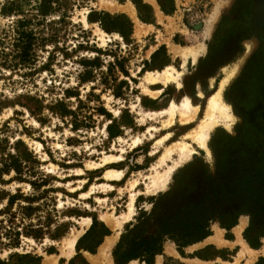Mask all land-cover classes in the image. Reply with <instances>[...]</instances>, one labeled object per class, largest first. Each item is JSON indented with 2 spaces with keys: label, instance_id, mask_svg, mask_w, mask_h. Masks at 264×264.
I'll list each match as a JSON object with an SVG mask.
<instances>
[{
  "label": "rangeland",
  "instance_id": "rangeland-1",
  "mask_svg": "<svg viewBox=\"0 0 264 264\" xmlns=\"http://www.w3.org/2000/svg\"><path fill=\"white\" fill-rule=\"evenodd\" d=\"M244 40L253 47L221 88L233 120L209 131V154L187 139L188 157L171 150L161 161L194 124L180 128L175 119L162 127L165 114L144 113L186 95L200 117L206 98L243 54ZM201 45L194 60L183 55ZM168 65L181 72L179 86L144 81L145 72ZM144 86L160 91L153 96ZM262 149L264 0H0V209L15 195L10 211L0 212V239L22 228L18 245L0 248V260L33 264L9 256L66 255L68 242L96 217L112 227L120 220L114 227L120 233L134 226L124 244L151 241L188 202L210 233L219 228L232 239L238 226L247 245L206 246V256L220 257L209 264H264V235L255 226L252 243L244 238L250 216L239 212L241 200L230 190L231 166ZM106 168L120 170V178L104 179ZM168 168L165 186L148 190L152 176ZM160 241V252L164 242L177 251L196 243ZM144 246L131 250L146 254ZM200 250L190 246L185 254ZM162 260L194 264L180 254L164 253Z\"/></svg>",
  "mask_w": 264,
  "mask_h": 264
},
{
  "label": "trees",
  "instance_id": "trees-1",
  "mask_svg": "<svg viewBox=\"0 0 264 264\" xmlns=\"http://www.w3.org/2000/svg\"><path fill=\"white\" fill-rule=\"evenodd\" d=\"M159 4L161 9H163L162 4ZM138 16L140 19H145L141 13H139ZM2 167L3 168L1 169H4V167L7 168V165L5 164ZM230 176L232 186L230 190L235 193L237 199L241 200L242 208L239 212H246L250 216V223L245 229L244 238L248 241V243H252L249 233L255 228V226H257V228L260 227L259 234L264 235V149L260 150L253 158H248L243 162L231 166ZM33 183L34 182H31V184ZM14 196L15 195H11L8 198L7 204L3 209H0V212L5 213L10 211L9 205L13 201L12 199ZM196 206V204L189 205L188 202L187 204L180 206L175 211V214L169 217L161 228L158 229L159 231H156L154 239L144 243L142 241L136 243L132 239L131 244H124V240L126 241L125 238L134 230V226L132 228H128L127 224L124 228L125 232L120 234L119 241L112 251L115 264L125 263L131 256H141V251L135 253L132 252L131 249L134 250L133 245H145L142 251L146 253V264H150L153 256L156 253H160V240H162V238H172L176 242L177 246H182L189 242L200 240L208 235L210 232L206 229V220H201L200 215H197L193 210ZM26 208V206L20 207V209L24 210H26ZM234 223L235 220L231 222V224ZM21 231L22 228L20 230L17 228L9 229L7 231L8 234L5 233L8 239L6 241L0 239V248L2 246L18 245ZM34 231L39 232L40 229H36ZM25 234L37 237L36 234L29 233L28 231L25 232ZM126 249H129V252L126 251L125 255L121 253V250ZM9 257L16 258L18 260H21L22 258H29L30 260H33V264H40V257L33 256L31 254L15 253ZM69 263L73 264L72 261H69ZM0 264H11V262H9V259L7 258V261L0 260Z\"/></svg>",
  "mask_w": 264,
  "mask_h": 264
},
{
  "label": "bare ground",
  "instance_id": "bare-ground-1",
  "mask_svg": "<svg viewBox=\"0 0 264 264\" xmlns=\"http://www.w3.org/2000/svg\"><path fill=\"white\" fill-rule=\"evenodd\" d=\"M128 12L132 14V8H128ZM98 31L102 33L100 30ZM243 44L245 47L243 54L226 71L225 76L219 82L218 88L206 98L202 115L200 117H197L198 114L197 105H193L190 102L189 97L186 95H184L178 103L171 101L165 108H162L159 111H147L144 113V114H149L148 118H151L150 114H154V113L165 114V118L162 121V127H170L174 123L175 119L178 120V123L180 124V128H184L192 123L194 124L193 126L189 127L187 131L183 133L180 140L174 141L165 148L163 154L160 157L161 161L164 158V156L168 154L171 150H177L179 152L180 158L188 157L193 152V149L192 147H190V144L186 141L187 139H190L196 142L200 147L205 148L206 152L209 154V150L206 146V140L208 138L209 131L213 127L219 124L228 126L229 121L233 120L235 116L231 112L229 104L224 102V100L222 99L221 88L234 75V73L237 71L239 65L241 64L245 56L251 51L253 47V43H251L249 40H244ZM202 50H203V46L201 45L198 50L188 49L187 51H183V55H187L189 53L194 60L197 53H199V51ZM180 74L181 72L174 69V67H172L171 65H168L163 67L161 70L145 72L143 75V79L145 82L160 81L162 85H165L168 82H175L177 86H179L180 82L178 80V76H180ZM143 90L148 91L149 94L153 96L160 91V89L148 90L145 86L143 87ZM148 128H153V127L150 126ZM168 134L169 133H166L165 135L157 139V141H161L162 139L166 138ZM138 139L139 138H137L136 140ZM39 145L40 143L35 142V148H38ZM115 160H118V157ZM106 161H110V156L108 155L105 156L103 163H105ZM170 170L171 168H168V170L164 173H156L154 176H152V179L147 183L146 188L148 190H155L164 187L169 177ZM120 176H121V171L112 168H106L102 174V177L106 180H118ZM103 185L112 188L111 184L103 183ZM133 185L134 184L131 183V187ZM87 194H88L87 192L83 193L82 196H86ZM130 213H131V200L128 205V210L126 213L122 215V218L124 219L127 218ZM119 221L120 220L115 219L112 223L115 227H119L121 223V221L120 222ZM73 242L74 239H71L70 242H68L66 248L70 249Z\"/></svg>",
  "mask_w": 264,
  "mask_h": 264
},
{
  "label": "crops",
  "instance_id": "crops-1",
  "mask_svg": "<svg viewBox=\"0 0 264 264\" xmlns=\"http://www.w3.org/2000/svg\"><path fill=\"white\" fill-rule=\"evenodd\" d=\"M111 224L113 225L112 222ZM114 227L97 217L91 218L85 229L74 239L71 248H66V255H53L50 253L40 258V264H70L69 261H72L73 264H115L112 251L118 243L122 232H117ZM222 231L217 228L213 233L206 235L192 245L183 247L180 251H177L170 243L164 242L162 252L155 254L150 264H163L162 257L164 253L172 256L180 254L181 258H189L194 264H209L220 258L218 254L213 255V257H208L204 254V250L210 245H216V249H220V247H235L237 245H240V248H247L246 243L240 236V228L238 226L235 227V231L234 229L231 230L234 236L232 239L223 237ZM190 246H193L194 249L202 250L187 255L185 251ZM125 252L126 250H121L124 255L126 254ZM62 257L64 259H61ZM145 258L146 254H142L139 257L137 255L131 256L122 264H146Z\"/></svg>",
  "mask_w": 264,
  "mask_h": 264
}]
</instances>
